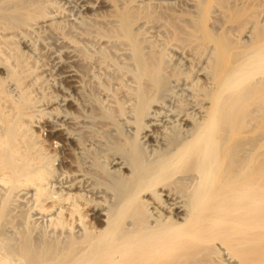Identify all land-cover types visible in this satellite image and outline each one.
<instances>
[{
    "label": "bare ground",
    "instance_id": "obj_1",
    "mask_svg": "<svg viewBox=\"0 0 264 264\" xmlns=\"http://www.w3.org/2000/svg\"><path fill=\"white\" fill-rule=\"evenodd\" d=\"M119 1L0 0V264H264V0Z\"/></svg>",
    "mask_w": 264,
    "mask_h": 264
},
{
    "label": "rangeland",
    "instance_id": "obj_2",
    "mask_svg": "<svg viewBox=\"0 0 264 264\" xmlns=\"http://www.w3.org/2000/svg\"><path fill=\"white\" fill-rule=\"evenodd\" d=\"M97 1H98V0H96V2H94V5H95L96 7H98V8H96V7L94 6V8H95V10H94L95 12H94V13H97L98 15H103V14H106V12H109L108 9H110V5H109V6L107 5V4H109L108 0H104V1L101 0L103 3L100 2V1H98V4H97ZM120 1H122V0H120ZM120 1H119V2H120ZM152 1H153V0H152ZM156 1L158 2V0H156ZM163 1H164V0H163ZM163 1H161V2H163ZM165 1H166V0H165ZM167 1H170V0H167ZM171 1H172V0H171ZM178 1H179V0H177V2H178ZM53 2H54L57 6L61 7V9L63 10V11H60V12H61V16H62V17H61V16H60V17L62 18V21H63V20L65 21V19L68 17L69 19L67 18V19H68L67 22L70 21V23H71V24L68 23L69 26H70V25L72 26V24H73V27L77 28V26H78L77 24L80 25V23H77V24L75 23L77 26L74 24L75 20L78 22V21H80L81 18L83 17V15H82V14H83L82 11L85 13V11H84L83 9H81V7H80L81 4H80L79 0H60V1H59V0H53ZM154 2H155V0H154ZM161 2L159 1V3H161ZM172 2H175V4H173V6H175V8L177 7L178 10H179L180 8H182V6H183V9H182V10H184V9L186 8V6L184 5V1H183V0H182V1L180 0V1L178 2V5H176V4H177L176 0H174V1H172ZM182 2H183V3H182ZM61 3H62V4H61ZM95 3H96V4H95ZM99 3L102 5V7H101V5H100ZM181 3H182V4H181ZM105 4L109 7L108 9H107V6H106ZM153 4L159 6V4L156 3V2L153 3ZM98 5H99V6H98ZM158 6H155L156 10H157V7H158ZM178 6H179V7H178ZM99 7H101V8H99ZM184 7H185V8H184ZM105 8H106V9H105ZM158 8H159V10H157V11L160 12L161 5H160ZM177 8H176V11H178ZM96 9H97V11L100 12V14H99L98 12H96ZM105 10H107V11L105 12ZM80 11H81V12H80ZM101 12H102V13H101ZM104 12H105V13H104ZM81 13H82V14H81ZM85 14H86V13H85ZM85 14H84V15H85ZM63 15H65V16L63 17ZM69 15H70V16H69ZM65 17H66V18H65ZM71 17H72V18H71ZM64 18H65V19H64ZM67 19H66V20H67ZM74 19H75V20H74ZM77 19H78V20H77ZM73 20H74V21H73ZM69 26H68V27H69ZM68 27H65L64 29H66V31H67V30H68V29H67ZM81 27H82V26H81ZM46 28H47V30H48V29H49V30L46 31V29L43 28V29L40 30V31H39V30L31 31V32H30L31 34H30V33H29V35L27 34L26 37H23V36L21 37V35H18V37H20V42H21L20 46L22 45V46L20 47L21 50L24 49L26 52L28 51L27 53H29V55H30L32 58L35 56L36 58H33V59H37V60H38V63H40V61L43 62L42 60H44V58H45L47 55H48L49 57H51L50 59H49V57L45 58V61H44L43 63H40V65L42 64L41 67H44V65H46V66L49 67V64H48V65L46 64L47 62H49L50 65H53V63L56 61V60L54 61V58L57 59V56L59 57V55H60V58H58V59H61V58H62V59L65 60V61L68 60V61L66 62V64L69 62V60H73V61H75V59H76V61L74 62V64L71 63V62H73V61L70 62V63L72 64V66L74 65V66H73L74 68H75V67H78V65L80 64L79 67H78V69H79V68L82 69L83 66H86L87 69H88L89 67H92V71L95 72V73L93 72L94 74H96V73L99 74V72H97V71H100V70H101V72H100V73H101V74H100L101 76H102V74H104V73L106 74V71H104L103 69H99V68H98V65H95V63L97 64V62L94 61L93 64L90 63L91 66H89V64H87V63L84 62L83 60H79L80 58H79V59L77 58V57H78V56H77V51H76L77 46L75 45L74 42L70 41L71 39L69 40L67 37H65V35L63 34V32L60 33V31H59L58 29H55V30H54V29H52V28H48V27H46ZM78 28H79V26H78ZM50 29H52V30L50 31ZM64 29H63V31H65ZM44 30H45V31H44ZM49 31L51 32L50 35L48 34V33H50ZM45 32H46V33H45ZM58 32L60 33V35H61V34H62V35L60 36ZM52 33H53L54 35H53ZM46 34H48V35H46ZM40 35H42V36H44V37H41ZM63 35H64V37H63ZM28 36H29V37H28ZM33 36H34V37H33ZM47 36H49V38H48ZM51 36H53V37H51ZM54 36H55V37H54ZM56 36H57V37H56ZM91 36H92L91 40H90V37H89V39H88V37H83V36H80V37H78V38L81 39V41H82L83 43H84V41H85L84 45H86L87 47H88L87 44L89 43L90 47H88V48H90V50H91V48H92V50L94 51V50L98 47V43H97L98 41H97V40H95V41L92 40V39H94V34H92ZM31 37H32V39H31ZM58 37H59V38H58ZM60 37H61V38H60ZM62 38H63V39H62ZM64 38H65V39H64ZM18 39H19V38H18ZM34 39H35V41H34ZM56 39H57L58 41H57ZM61 39H62L63 41H61ZM95 39H97V38L95 37ZM26 40H27V41H26ZM55 40H56V42H55ZM64 40H66L68 44L64 43V42H65ZM25 41H26V42H25ZM31 41H32V42H31ZM59 41H61V42H60L58 45L55 44V43H58ZM68 41H69L71 44H70ZM77 41H79V40H77ZM81 41H80V42H81ZM96 41H97V42H96ZM22 42H23L24 44H23ZM38 42H39V44H37ZM62 42H63V43H62ZM30 43H31V44H30ZM34 43H35V46H36V47L34 46ZM48 43H49L50 45H48ZM86 43H87V44H86ZM60 44H61V46H63V44H64V46L66 47V50H67V51H68V50H72V46L75 45L76 48L73 47V50H75L76 54H75V52H73V51H72V53H74V57L76 56V58H74L73 56H71V57H73V59H71V57H69V59H68V58L66 59V57H67V55H68L69 53L67 54V53H66L67 51L65 52V48H64V50H63V47H64V46L61 48V47H60ZM65 44H66L67 46H66ZM79 44H82V43H79ZM27 45H28V46H27ZM31 45H32V46H31ZM40 45H41V46H40ZM68 45H69V48H68ZM70 45H72V46L70 47ZM82 45H83V44H82ZM26 46H27V47H26ZM33 46L36 48V52H35V51L32 52V51L34 50V49H33V48H34ZM42 46H43V47H42ZM58 46H59V50H63V52H61V51L59 52V50H58ZM22 47H23V48H22ZM32 47H33V48H32ZM37 47H41L42 50H43V53H42V50L40 51V48H37ZM29 48H30V50H29ZM46 48H47V51H46ZM112 48H113V47H111V48H107V53H108V55H110L111 57H113V55H114V54L111 52V51H112ZM56 49H57V50H56ZM110 50H111V51H110ZM169 50H170V49H169ZM39 51H40V53H41V54H39V55H40V56L42 55V56L39 57V58H37V56H39V55L36 56V54H37ZM45 51H46V53L49 52L50 54H51V53H54V55H52V54L49 55V53L46 55ZM52 51H53V52H52ZM57 51H58V52H57ZM113 51H114V52H117V50H116L115 48H113ZM56 52H57V53H56ZM64 52H65V54H64ZM169 52L172 54L171 56L169 55V54H170ZM173 52H174V51H171V50L168 51V49H167V54H168V53H169V54H168V56H166V57H167V60L169 59L168 62H169L170 65H172V63H173V65L176 66L177 63L179 62L181 56L178 55V53H176L178 56H180V57H178L175 53L173 54ZM31 53H32V54H31ZM62 53H63V54H62ZM44 54H45V56H44ZM55 54H57V55L55 56ZM66 54H67V55H66ZM68 56H69V55H68ZM53 57H54V58H53ZM63 57H64L65 59H64ZM168 57H169V58H168ZM170 58H171V59H170ZM40 59H42V60H40ZM47 59H48V60H47ZM51 59H52V60H51ZM46 60H47V61H46ZM77 60H78V61H77ZM167 60H166V61H167ZM181 60L183 61L182 58H181ZM79 61H80V62H79ZM82 61H83L82 64H84L83 66H82V64H81ZM175 61H176V62H175ZM182 61H181V62H182ZM45 62H46V63H45ZM174 62H175L176 64H175ZM183 62H184V61H183ZM70 63L67 64V65L71 66ZM77 63H78V65H77ZM88 63H89V62H88ZM75 64H76V66H75ZM181 64H183V63H181ZM64 65H65V64H63V66H64ZM67 65H66V66H67ZM93 65H95V66H97V67H95V66H93ZM108 65H110V64H108ZM178 65L180 66V63H179ZM178 65H177V66H178ZM183 65H184V64H183ZM183 65H181V66H183ZM48 67H47V70H48L50 67L52 68V66H50L49 68H48ZM109 67H111V68L108 69V74L111 75V74H113V73H111V72L113 71V70H112V66L110 65ZM80 69H79V70H80ZM45 70H46V69H45ZM102 70H103V71H102ZM109 70H110V71H109ZM111 70H112V71H111ZM48 71H50V73L53 72L52 69H49ZM89 71L92 72L90 68H89ZM89 71H88V72H89ZM47 75H48V74H47ZM47 75L45 74L44 77H45V78L47 77V81L49 82L50 80H49L48 78L50 77V75H49V76H47ZM100 75H99V76H100ZM45 78H44V79H45ZM50 82H51V81H50ZM50 82H49V83H50ZM49 83L46 84V82H44V86H45V84L47 85V87H45V88H47V90H50V89H48V88H49ZM168 84H169V86H168ZM169 87H170L171 90L169 89ZM173 87H174V83H173V81L168 82L167 85L164 86V87L161 89V92H159V96H160L161 99H164V100H163L164 102L169 101V100L173 97V95H174V93H175V92H174L175 90H177L178 92H180V90H178L177 87H176V88H173ZM172 89H174V91H173ZM169 91H170V92H169ZM162 92H163V93H162ZM178 92H177V93H178ZM169 93H170V94H169ZM172 94H173V95H172ZM167 103H168V102H167ZM70 109H71V108H70ZM71 110H72V109H71ZM95 123H96V122H93V124H95ZM93 127H95V126H93ZM43 128H44V129H43ZM43 128H42L43 130L41 129L40 131H38V130H37V131H38V133H39V135H40L41 138H42V137H43L44 139L46 138V139L44 140V141H45V145H46V146H47V144H48V145H51V146H47V147H49V149H50V148H51V149H53V148L56 149V148L60 147V144H59V142H58L56 139H54V140L51 139V140H50L51 142H50L49 140H47V135H48V134H47V133H48V131H47L48 129H47V128H48V127L45 128V126H44ZM45 129H46V130H45ZM96 129H97V127H96ZM122 129H123V131L126 130V129H125V126H124ZM111 130H112V129H111ZM111 130H110V128H109V129L107 130L108 132H107V131H106L107 133L105 132L107 135H109L108 137L105 136V135H104V136H105V137H104V136L101 134V135L103 136V137L101 136L102 138H106V139H107L106 142H107L108 140H110V141L112 140V141H114V142H115L116 140H118V139H117V138H118V134H116L117 137H115V136H110V134H111ZM46 131H47V132H46ZM113 132H114V130H112V134H113ZM109 133H110V134H109ZM46 134H47V135H46ZM103 134H104V133H103ZM112 134H111V135H112ZM113 135H115V133H114ZM111 137H112L113 139H114V138H116V139L113 140ZM99 138H100V136H99ZM102 138H100V139L102 140ZM94 139H98V135H96V136L94 137ZM98 140H99V139H98ZM101 140H99V141L101 142ZM46 141H47V143H46ZM52 141H53V142H52ZM95 141L99 143V141H97V140H93V143H92L93 145L90 144L89 146H86L87 148L89 147L88 150L90 151V152H89V151L87 152L88 154L90 153V154H89L90 156L88 155V157H91V154L94 153V152H95V154H96V153H99V152H101V151H105V149L107 150V149L109 148V147H108V148L105 147V146H106V145H105L106 142L103 143V147H101V146H102L101 144H97L98 146L101 145L100 147H98V146L96 145ZM104 141H105V139L102 140V142H104ZM112 141H111V143H112ZM102 142H101V143H102ZM108 143H109V142H108ZM111 143H109L108 145L110 146ZM106 144H107V143H106ZM112 144H113V143H112ZM94 145H95V146H94ZM91 146H92V147H91ZM86 147H85V148H86ZM97 147H98V148H97ZM90 148H91V149H90ZM92 148H93V149H92ZM95 148H96V150L99 149V150H97V151H99V152H97V151L95 150ZM103 148H105V149H103ZM91 150H92V151H91ZM100 150H101V151H100ZM71 155H72V153H71Z\"/></svg>",
    "mask_w": 264,
    "mask_h": 264
}]
</instances>
